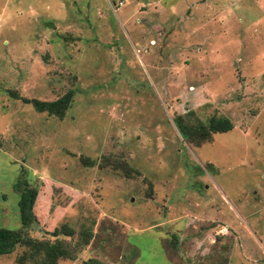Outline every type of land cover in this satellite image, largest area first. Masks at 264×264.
Returning a JSON list of instances; mask_svg holds the SVG:
<instances>
[{"label":"rangeland","instance_id":"rangeland-1","mask_svg":"<svg viewBox=\"0 0 264 264\" xmlns=\"http://www.w3.org/2000/svg\"><path fill=\"white\" fill-rule=\"evenodd\" d=\"M190 112L232 128L185 142ZM18 176L30 236L90 233L56 264H264V0H0V227Z\"/></svg>","mask_w":264,"mask_h":264},{"label":"trees","instance_id":"trees-1","mask_svg":"<svg viewBox=\"0 0 264 264\" xmlns=\"http://www.w3.org/2000/svg\"><path fill=\"white\" fill-rule=\"evenodd\" d=\"M72 92L69 90L53 100H39L35 98L18 97L24 103H30L37 112H46L57 118H62L67 109ZM173 123L180 138L199 146L202 142L211 140L214 133L226 132L232 128L231 121L224 116L211 115L205 120H198L192 113L177 114ZM17 192L16 208L18 226L16 228L0 227V255L10 253L15 247H22V251L15 257V262L24 264H56L59 259L74 258L75 245L81 246L88 242L89 231L81 229V241L69 245L58 237H69L73 230L66 224L53 228L48 235L53 239H38L28 234L27 230L36 222L33 204L37 196V188L30 185L26 179L18 176L12 185Z\"/></svg>","mask_w":264,"mask_h":264},{"label":"built area","instance_id":"built-area-1","mask_svg":"<svg viewBox=\"0 0 264 264\" xmlns=\"http://www.w3.org/2000/svg\"><path fill=\"white\" fill-rule=\"evenodd\" d=\"M223 230H225V229H223Z\"/></svg>","mask_w":264,"mask_h":264}]
</instances>
